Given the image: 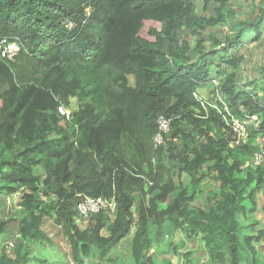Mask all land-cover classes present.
Here are the masks:
<instances>
[{
	"label": "trees",
	"instance_id": "1",
	"mask_svg": "<svg viewBox=\"0 0 264 264\" xmlns=\"http://www.w3.org/2000/svg\"><path fill=\"white\" fill-rule=\"evenodd\" d=\"M233 11L230 0L200 8L196 0H0V38L19 45L12 59L0 56V207L20 194L15 216L0 219L3 233L20 216L12 255L1 250L0 264L47 262L35 254L51 244L43 221L66 238L63 264H124L111 253L130 234V264H155L164 243L177 250L176 232L200 239L213 264L264 261V230L250 221L264 186V161L252 159L264 145V81L241 86L244 55L226 56L246 31L260 38L264 3L238 24H229ZM221 23L232 37L204 35ZM213 71L229 110L258 116L243 142L223 105L195 96ZM73 99L67 119L57 110ZM159 115L171 123L155 147ZM209 177L216 187L205 206H193ZM85 196L114 197L113 216L93 214L80 226Z\"/></svg>",
	"mask_w": 264,
	"mask_h": 264
},
{
	"label": "rangeland",
	"instance_id": "2",
	"mask_svg": "<svg viewBox=\"0 0 264 264\" xmlns=\"http://www.w3.org/2000/svg\"><path fill=\"white\" fill-rule=\"evenodd\" d=\"M198 3L199 8L201 7V0H196ZM264 3V0H230V8L233 9V18L230 19L229 24L233 23H240L242 21L246 20H252L253 17L257 16L260 10V5ZM224 23L219 24L216 27L208 28L204 31V35L207 36L209 32H212L216 35V37L219 39V41L224 42L226 39V36L230 35L232 37V32L228 31V26H224ZM228 34V35H227ZM247 40H244V44L239 48H234L228 51L226 54L227 57L234 59L241 57V54H243V60L242 64L239 65V68L236 67V77H237V83H239L241 86H247L250 83L253 84L254 81L258 78H261L262 81H264V66L263 64H259L254 66V59L257 60L260 58L261 62H264V33H262V36H260L259 39L256 40V42L250 41V38L252 37V33L249 31H246ZM249 40V41H248ZM246 45V43H248ZM189 43L191 46L195 44V39L190 38ZM204 47L206 49L211 48V41L209 39H206L203 41ZM252 51V52H251ZM228 73L233 71V68L228 66L225 68ZM220 77L216 74V72L211 73V77ZM130 82L132 83V78L129 77ZM253 81V82H252ZM251 86V85H249ZM204 86L203 88H205ZM215 90L212 83H209L207 85V88L203 91V98H206L207 101L215 103ZM77 108V102L73 99L71 102V107H69V112L71 110H74ZM58 111V110H57ZM260 143L264 141V139L258 138ZM179 148L182 147V143L179 141L178 143ZM174 179L177 181V177L174 176ZM182 180L184 182L187 181V177L182 176ZM206 184H203L202 195L195 200L192 205L193 206H205L206 204V193L210 190L216 187L217 184L213 180L210 179V177L206 180ZM20 194H16L13 196V199L5 204L4 207H0V219H7L8 217H14L15 216V210L17 209V202L20 198ZM55 196H50L44 198L41 196L42 199H52ZM259 196L256 199V204L258 205V208L255 212V215L250 218V221L253 219H259L263 220L264 222V198ZM134 210V208H133ZM114 213H111L110 215L113 216ZM19 215L11 220V222L8 224V228L5 232L0 233V251L5 250L9 255H12L15 238L17 236V221H18ZM88 218H81L78 217L77 220H80L78 223L80 226L85 227L86 223H88ZM256 228H260L259 222L256 223ZM41 229L46 233V235L51 239V244L44 243L41 247V250H36L35 254L38 257H45L47 262L41 263V264H63L60 263V259L63 258V262L70 261V249L68 246V243L66 241V238L61 232V229L58 225H56L52 221H43L41 223ZM173 246L177 248L176 251L172 250L170 247H168V244H163L162 249L164 250L163 254L156 255L153 257L155 264H213L210 257L208 256L207 249L204 245V243L200 239L196 240H188L185 238L183 234L180 232H176L173 237H171ZM261 247L263 249L264 245L261 243ZM180 254L186 253V255L181 256ZM130 250H129V238H126L125 240H122L118 246H116L112 253V255H119L122 258L125 259L124 264H130ZM32 264V263H30ZM86 264H97L95 259H88L86 261ZM259 264H264V261H261Z\"/></svg>",
	"mask_w": 264,
	"mask_h": 264
},
{
	"label": "built area",
	"instance_id": "3",
	"mask_svg": "<svg viewBox=\"0 0 264 264\" xmlns=\"http://www.w3.org/2000/svg\"><path fill=\"white\" fill-rule=\"evenodd\" d=\"M19 50L17 41H8L6 38H0V56L7 59H12ZM215 83V101L216 103H207L204 99L197 97L203 105H210L213 108L218 109V103L223 105V111L221 113L222 118L227 126H229L237 135L235 143L243 142L247 136V128L258 121L256 114H243L240 118L229 110L228 103L224 102L219 89V82ZM58 112L60 115L66 118L70 117V112L66 107L59 106ZM158 131L153 137L154 146L158 147L164 144L166 135L170 130L171 119L164 115H159L156 119ZM253 162L258 164L264 161V145L260 151L253 156ZM116 210V201L114 197H102V196H85L76 206V213L78 217L87 218L93 214L105 212L108 214L114 213Z\"/></svg>",
	"mask_w": 264,
	"mask_h": 264
},
{
	"label": "crops",
	"instance_id": "4",
	"mask_svg": "<svg viewBox=\"0 0 264 264\" xmlns=\"http://www.w3.org/2000/svg\"><path fill=\"white\" fill-rule=\"evenodd\" d=\"M261 36H262V33H264V20H263V24H262V26H261ZM252 36H254V35H252ZM252 38V37H251ZM251 38H250V41H253V40H251ZM193 39V38H192ZM249 41V40H248ZM253 42H256V40H254ZM244 44V43H243ZM247 44H249V42L248 43H246V45ZM252 52V51H251ZM259 64H263V66H264V62H261L260 61V58H258L257 60H255L254 59V66H256V65H258L259 66ZM209 83L210 82H208L207 83V85H209ZM207 85H206V87L205 88H207ZM205 88H203V87H201L200 89H199V94L203 97V91L205 90ZM204 99H206V98H204ZM73 101V100H72ZM259 196H261V197H263L264 198V186H263V188L257 193V196H256V198L258 197V200H259ZM260 197V198H261ZM258 204V203H257ZM264 207V206H263ZM257 208H258V205H257V207H256V210H257ZM256 212V211H255ZM255 215V214H254ZM258 222H259V224H260V228H256V229H263L264 230V222H263V220L261 219V220H259V219H256ZM80 221V220H79ZM255 231V230H254ZM131 235L132 234H130L127 238H129L130 239V237H131Z\"/></svg>",
	"mask_w": 264,
	"mask_h": 264
},
{
	"label": "clouds",
	"instance_id": "5",
	"mask_svg": "<svg viewBox=\"0 0 264 264\" xmlns=\"http://www.w3.org/2000/svg\"><path fill=\"white\" fill-rule=\"evenodd\" d=\"M212 79H211V81H210V83H212V85L214 86V90H215V83H214V81L216 80V81H218V79L216 78V76L215 77H211ZM195 96L196 97H200V98H202V99H204L200 94H199V90L195 93ZM198 99V98H197ZM205 101H207L206 99H204ZM224 101V100H223ZM207 103H213V102H210V101H207ZM215 103H216V101H215ZM202 104V103H201ZM220 104V103H219ZM68 110H69V108H67ZM71 113V112H70ZM63 116V115H62ZM67 119H70V117L69 118H67Z\"/></svg>",
	"mask_w": 264,
	"mask_h": 264
}]
</instances>
